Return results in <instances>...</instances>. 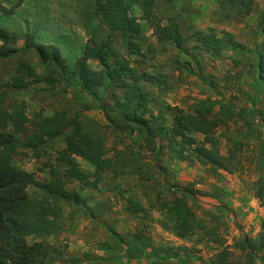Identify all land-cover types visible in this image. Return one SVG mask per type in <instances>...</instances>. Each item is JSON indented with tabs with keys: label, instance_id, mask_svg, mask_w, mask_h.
Instances as JSON below:
<instances>
[{
	"label": "rangeland",
	"instance_id": "374dc122",
	"mask_svg": "<svg viewBox=\"0 0 264 264\" xmlns=\"http://www.w3.org/2000/svg\"><path fill=\"white\" fill-rule=\"evenodd\" d=\"M140 1L129 0L131 12L142 28L140 53L128 55L121 38L114 39V47L128 56L139 71L167 76L161 89L144 85L153 98L151 110L162 112L167 126L171 125L172 111L166 105L192 113L198 102L209 100L218 103L214 111H219L220 106H232L235 113L245 111L237 112L216 131L222 154L233 143L242 145L238 154L242 156L243 170L214 174L192 158L178 159L165 141L155 159L137 134L117 132L109 126L106 116L119 120L114 103L115 95L122 92L114 84L97 89L96 98L63 83H29L26 90L15 91L8 84L21 62H27L39 75H45L46 70L33 52L0 58V93H6L1 106H23L29 131L41 116L59 110L78 114L103 137L106 157L124 171L118 177L104 172L96 189L82 191L89 198V213L64 206L61 229L44 239L60 251L54 255L53 264H209L219 246L201 231L179 238L173 221L162 208L175 195H185L196 219L214 229L224 246L233 248L242 236L259 240L264 235V206L256 198L258 189L264 190V161L259 159L264 155V142L258 141L260 136L264 138V83L258 81L251 67L254 52L262 42L258 21L264 13V0H254L251 14L244 18L225 17L220 0H152V10L162 24L168 18L176 19L184 36L214 29L232 34L245 46L244 51L227 49L218 56L190 50L193 40L186 43L189 54L171 44L159 43L143 20ZM16 2L0 0V6L12 9ZM92 4L93 0H23L11 14L0 11V28L20 36L17 48L23 45L22 35L28 33H33L39 43L59 47L71 69L91 37ZM95 24L98 37H106V29ZM91 65L99 68L96 63ZM192 136L197 140L203 137ZM24 139V135L20 136V143ZM63 147L64 144L50 147L40 159L19 147L12 164L43 182L49 178L48 163L54 162ZM76 160L83 170L93 173L89 163ZM71 187L78 189V185ZM35 191V187H28V192ZM128 199L145 212L132 213ZM134 237L144 243L145 249L129 258L125 249ZM34 240L32 236L28 238L29 242Z\"/></svg>",
	"mask_w": 264,
	"mask_h": 264
},
{
	"label": "trees",
	"instance_id": "16d2710c",
	"mask_svg": "<svg viewBox=\"0 0 264 264\" xmlns=\"http://www.w3.org/2000/svg\"><path fill=\"white\" fill-rule=\"evenodd\" d=\"M140 0H133L138 3ZM23 0H17L12 9L0 6L4 14H11L20 7ZM254 0H220V9L225 17L244 18L251 14ZM152 0H141L143 20L161 44L173 45L178 51L189 54L186 43L194 44L190 50L202 51L211 56H218L224 50L244 51L245 46L237 42L228 32L208 29L205 32L192 31L184 36L180 25L174 18H168L165 24L158 19L153 10ZM92 30L81 56L73 63L71 69L62 57L59 47L53 44L39 43L33 33L22 35L23 45L15 47L19 35L0 28V58L8 59L19 53L33 52L45 68V75H39L27 63L21 62L8 86L15 91L26 90L29 83H46L54 86L63 83L76 87L80 92L96 98V90L103 86L115 85L121 95H115L114 107L119 120L109 116V126L117 132L137 134L146 150L154 153L155 159L162 152V142H166L171 151L180 160L192 158L201 166L217 174H228L243 170L240 143H233L226 154L220 151V142L216 136L219 126L238 114L232 106H220L214 111L216 101H200L192 113L181 109L172 111L171 125H166L162 112L154 113L150 104L153 101L144 85H154L161 89L167 83V76L161 73L151 74L139 71L133 66L128 56L114 47V39L121 38L127 46L128 55L140 53L139 41L142 28L131 12L129 0H93ZM107 31V36L100 39L97 26ZM258 26L262 35L260 49L254 52L251 65L257 72L258 81L264 83V13ZM92 63L99 68L94 69ZM188 66V65H187ZM241 73H238V77ZM6 93H0V264H53L54 255L59 250L45 242V237L55 235L62 226L64 206L89 213L88 197L82 195L86 189H96L104 172H111L114 177L124 174L110 157H106L104 139L94 126L86 125L78 114L70 115L66 110H59L50 116H41L31 131L27 127L24 107H3ZM192 134L202 135L197 140ZM25 136L22 143L20 136ZM258 141L264 142L262 136ZM64 144L57 151L53 163H48L49 178L40 181L33 173L21 170L12 164V157L17 148L23 147L40 159L50 147ZM77 158L85 160L93 167V173L83 170ZM264 161V155H260ZM78 185V189L71 187ZM36 191L28 192V187ZM256 198L264 206V190L258 189ZM131 212H145L137 203L128 199ZM165 214L173 221L179 238L204 232L213 244L219 246L209 264H264V235L259 240L247 236L239 237L231 248L212 228L205 227L196 219L185 195H175L162 205ZM36 240L29 242V237ZM134 247V249H133ZM144 243L137 237L127 243L125 253L133 258L134 252L141 253Z\"/></svg>",
	"mask_w": 264,
	"mask_h": 264
}]
</instances>
